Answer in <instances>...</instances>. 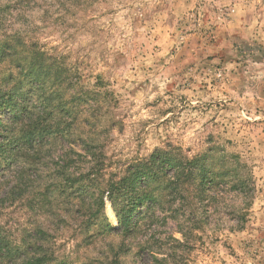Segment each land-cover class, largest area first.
Returning a JSON list of instances; mask_svg holds the SVG:
<instances>
[{
    "label": "rangeland",
    "instance_id": "obj_1",
    "mask_svg": "<svg viewBox=\"0 0 264 264\" xmlns=\"http://www.w3.org/2000/svg\"><path fill=\"white\" fill-rule=\"evenodd\" d=\"M0 50V94L46 134L20 183L0 172L6 247L41 240L48 264H264V0H0ZM158 150L210 185L109 230L121 215L107 192L96 211V187L157 170ZM164 180L140 185L157 197Z\"/></svg>",
    "mask_w": 264,
    "mask_h": 264
},
{
    "label": "trees",
    "instance_id": "obj_2",
    "mask_svg": "<svg viewBox=\"0 0 264 264\" xmlns=\"http://www.w3.org/2000/svg\"><path fill=\"white\" fill-rule=\"evenodd\" d=\"M27 101H30V98ZM16 105L14 97L0 94V114H3L4 110H9L13 118L11 124H7V121L3 122L2 118L0 119V172L8 171L13 173V178H16L18 184L27 176L26 166L33 163L34 152H42L46 134H33L34 127L31 124H25V117L29 114L27 112L29 111V104L22 106L19 110L14 109ZM10 107L14 108L9 109ZM47 142L52 143L53 141ZM148 163L153 167L157 165L158 169L153 172H150L149 169L128 171L118 181L111 182L107 186L96 187L97 197L93 198L98 200V203H92L96 206V211L99 208L102 209L104 204L102 195L107 192L111 202L118 206V213L121 215V219L118 221L119 225H110L109 230L114 232L120 228L129 232L132 226L137 225L136 222L139 218L133 217L136 210H138L137 205L143 201L152 200L159 204L160 200L163 199L162 195L165 193H176L180 200V198H184L185 192L192 185H196L200 191L206 185H210V181L204 176L203 168L200 167L197 170L190 163L162 154L161 150L150 154L144 164L147 165ZM159 175H162V178L165 179L161 185V193L157 197L150 196L145 191V186L140 185V181H145L148 177L153 180ZM87 189L82 186L78 188V190L83 191ZM2 193L0 187V197L4 196ZM85 195L87 196V194ZM90 195L93 196V193H90ZM92 213L90 212L89 216ZM58 217H61V215H58ZM143 217L145 218V216ZM43 232L42 229H38L37 234L43 236ZM41 242L39 240L37 248H30L29 250L19 249L15 252V249L6 247L3 244L0 235V264H14L16 262H21L22 264L50 263L53 258V252H47L44 249L45 244H41ZM151 260L152 264H163L165 262V260L154 254L151 255Z\"/></svg>",
    "mask_w": 264,
    "mask_h": 264
}]
</instances>
